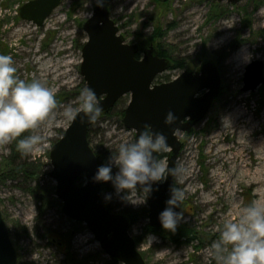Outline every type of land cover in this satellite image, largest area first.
I'll return each instance as SVG.
<instances>
[{"label":"rangeland","instance_id":"obj_1","mask_svg":"<svg viewBox=\"0 0 264 264\" xmlns=\"http://www.w3.org/2000/svg\"><path fill=\"white\" fill-rule=\"evenodd\" d=\"M28 1L0 0V54L13 57L19 79L39 80L53 90L58 106L37 129L20 137L41 135L39 154L22 156L15 140L0 144V210L17 264H125L101 248L83 221L62 212L56 180L49 174L51 149L72 122L64 118L63 110H79L80 92L87 88L81 74L82 47L87 40L83 24L99 0H62L42 26L20 16V7ZM103 2L128 43L144 48L155 38L167 57L181 62L183 67L166 70L155 83L169 82L185 69L198 71L207 61L218 67L221 91L210 111L189 133H177L182 143L177 166L186 171L175 176L174 187L185 193L181 209H175L184 216L176 231L186 225L192 230L190 236L173 241L167 234L163 239L151 233L145 213L148 200L139 206L122 202L111 182H101L103 199L112 194L111 200L104 201L113 212H132L130 231L147 264H217L210 248L223 225L234 221L253 201L264 203V82L254 90H244L247 66L256 60L264 64V0ZM248 53L252 59L245 63L242 57ZM48 70L64 73L65 85L56 82ZM130 100V93L121 97L89 129L88 141L99 165L115 156L121 144L134 142L135 130L126 128L123 121ZM241 113L251 125L238 119ZM166 153H161V160L168 163ZM245 160L250 169L247 176L242 175ZM117 170L113 168L114 173ZM86 182L83 173L77 184ZM251 182L256 183L250 186ZM216 187L221 188L215 192ZM209 194L214 202L206 206ZM142 195L131 193L130 198Z\"/></svg>","mask_w":264,"mask_h":264},{"label":"water","instance_id":"obj_2","mask_svg":"<svg viewBox=\"0 0 264 264\" xmlns=\"http://www.w3.org/2000/svg\"><path fill=\"white\" fill-rule=\"evenodd\" d=\"M61 1L30 0L20 7V16L42 26ZM83 29L88 39L82 48L81 74L87 87L97 95L103 112L111 110L124 94L131 93L125 126L136 130L135 140L145 124L151 125L153 132L165 135L171 149L167 153L169 167L177 166L182 143L176 133H189L210 111L221 91L218 67L207 61L198 71L186 69L172 81L155 83L157 76L172 66L171 60L159 57L154 47H146L139 57V45L126 43L105 3L93 8ZM263 68L259 60L247 66L245 91L254 90L264 82ZM169 111L177 119L172 125H165ZM82 115L72 120L51 151L50 175L57 182L56 195L63 201L62 211L72 220L83 221L110 256L125 264H147L130 233L129 218L108 209L102 198L101 182L92 179L99 166L88 141V129L93 123L81 124ZM82 173H86L87 183L78 186L76 182ZM174 184L175 177L171 175L164 183L153 184L148 198L151 227H162L158 216L165 209L167 194ZM17 263V252L0 210V264Z\"/></svg>","mask_w":264,"mask_h":264},{"label":"clouds","instance_id":"obj_3","mask_svg":"<svg viewBox=\"0 0 264 264\" xmlns=\"http://www.w3.org/2000/svg\"><path fill=\"white\" fill-rule=\"evenodd\" d=\"M102 5L103 0H99ZM245 63L252 59L250 53L242 57ZM11 55L0 54V144L16 141L17 151L22 156L39 154V145L43 137L22 134L35 130L46 121L57 108L55 93L39 80L26 83L15 73ZM79 110L66 107L65 119L75 120L78 114L81 124L96 122L103 108L97 95L91 88H84L79 96ZM177 117L169 111L164 119L165 125H172ZM19 138V139H18ZM169 150L166 137L153 132L151 125L145 124L138 139L119 146L115 156L107 163L99 165L94 182H111L115 195L122 202L139 206L147 203L153 191V184L164 183L168 176L183 174V166L169 167V163L158 158V154ZM118 169L115 173L113 168ZM131 193L143 194L142 198H130ZM112 194L104 199L111 200ZM185 193L178 187H171L166 207L159 213L158 219L163 229L175 232L184 219L181 209ZM151 239L155 237L151 236ZM217 264H264V203L253 201L238 213L234 221L226 222L220 231L219 239L210 248Z\"/></svg>","mask_w":264,"mask_h":264},{"label":"trees","instance_id":"obj_4","mask_svg":"<svg viewBox=\"0 0 264 264\" xmlns=\"http://www.w3.org/2000/svg\"><path fill=\"white\" fill-rule=\"evenodd\" d=\"M153 42H154V41H153ZM160 55H161V56H166V57H167V55L165 54V52L162 51V50L160 51ZM181 67H183V66H182L181 62L178 61V62H175V63H174V65H173L172 68H181ZM161 157H162V155H160V158H161ZM102 191H103V190H102ZM104 202H105V201H104ZM105 204H106V206L109 208V210L113 212L112 207L109 206V205L107 204V202H105ZM148 212H149V210L146 209V210H145V213L148 214ZM126 215L130 218V223H131V226H132V224H133V219H134L132 212H131V211H128V212L126 213ZM147 229H148L151 233L157 234V235H159V236L161 235V236L163 237V239H164V238H168V237H167V235H168V236L171 237V239H172L173 241H179L180 238H182V237H188V236H190V234L192 233V230L189 229L186 225L182 226L181 229H178V231H175L174 233L171 232V231H170L169 233H166V232L164 231L165 229H163L162 227H161V228H152L151 226H148ZM166 234H167V235H166Z\"/></svg>","mask_w":264,"mask_h":264},{"label":"bare ground","instance_id":"obj_5","mask_svg":"<svg viewBox=\"0 0 264 264\" xmlns=\"http://www.w3.org/2000/svg\"><path fill=\"white\" fill-rule=\"evenodd\" d=\"M46 62H47V63H48V62H51V60H46ZM52 68H54L53 65L50 67V69H52ZM48 71H49L51 74H55V78H54V80H55L56 82H59L61 86H64V85H65V82L63 83V77H65V74H64V73H59V74H58V73H57V70H48ZM245 117H246V114L241 113L238 119H242L243 122H245V123L251 125L252 121H251L250 119L243 120V119H245ZM253 130H254V129L252 128V131H253ZM253 142H254V140L251 141V143H253ZM238 152H240V151L238 150ZM243 167H244V168H243V170H242V175H243V176H245V175H246V176L249 175V174H250V169H249V166L246 164V160L244 161V166H243ZM184 176H185V175H184ZM187 179H189V176H188V175H186V177H185V181H186ZM254 183H256V182H251L249 185L252 186ZM220 188H221V187H216V188H215V192H217V190H220ZM213 202H214V199L212 198V195L209 194V195L206 197V200L204 201V204L207 206V205H209V204H211V203H213Z\"/></svg>","mask_w":264,"mask_h":264},{"label":"flooded vegetation","instance_id":"obj_6","mask_svg":"<svg viewBox=\"0 0 264 264\" xmlns=\"http://www.w3.org/2000/svg\"><path fill=\"white\" fill-rule=\"evenodd\" d=\"M162 1V0H161ZM166 1H168V0H165V2ZM109 8V7H108ZM110 10V9H109ZM111 13V12H110ZM117 25V24H116ZM118 26V25H117ZM119 27V26H118ZM120 29V28H119ZM123 35V34H122ZM124 36V35H123ZM125 37V36H124ZM126 39V38H125ZM154 41V42H153ZM127 42V41H126ZM135 43H137V42H135ZM138 44V43H137ZM139 45V47L142 49L141 50V54H143V52H144V49L146 48V47H154V48H156L157 49V52H158V56L159 57H164V58H169L170 60H171V63H172V66L169 68V69H171L172 67H173V65H174V62H173V60L170 58V57H166V56H161L160 55V51H161V49L160 48H158L157 47V45H156V39L155 38H152V39H150L149 40V42L146 44V46L144 47V48H142V46H141V44H138ZM143 56V55H142ZM125 125V124H124ZM159 156H160V154H158V158H159Z\"/></svg>","mask_w":264,"mask_h":264}]
</instances>
